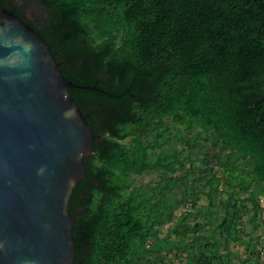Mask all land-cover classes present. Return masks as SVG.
Instances as JSON below:
<instances>
[{
  "label": "trees",
  "instance_id": "trees-1",
  "mask_svg": "<svg viewBox=\"0 0 264 264\" xmlns=\"http://www.w3.org/2000/svg\"><path fill=\"white\" fill-rule=\"evenodd\" d=\"M37 1L41 24L2 3L50 44L96 136L68 205L73 264H264V246L239 234L249 210L230 190H249L263 208L264 0ZM206 145L198 167L193 152ZM151 171L154 184L134 182ZM201 191L219 205L222 237L199 236L189 210L160 236ZM231 240L247 243L249 257Z\"/></svg>",
  "mask_w": 264,
  "mask_h": 264
},
{
  "label": "water",
  "instance_id": "water-1",
  "mask_svg": "<svg viewBox=\"0 0 264 264\" xmlns=\"http://www.w3.org/2000/svg\"><path fill=\"white\" fill-rule=\"evenodd\" d=\"M42 33L0 0V264H73L68 205L96 138Z\"/></svg>",
  "mask_w": 264,
  "mask_h": 264
},
{
  "label": "rangeland",
  "instance_id": "rangeland-1",
  "mask_svg": "<svg viewBox=\"0 0 264 264\" xmlns=\"http://www.w3.org/2000/svg\"><path fill=\"white\" fill-rule=\"evenodd\" d=\"M13 1L20 8H23L25 10L27 17L30 20L35 21L37 24H41L40 21L46 16L43 6L37 0H13ZM171 144L176 145L178 148L182 147V145L179 144L175 139L172 140ZM207 146L208 145H206L203 149L200 150L196 149L193 152V157L195 158V165L198 167L201 165V160L199 158H201L204 155L205 151L207 150ZM188 152L189 149L183 147L181 156H184ZM189 166H190V161L189 159H186L185 166L182 169H180L178 173L181 174L183 173V171H187L189 169ZM133 178L136 184H146V183L154 184L156 181L160 179V172L151 171L143 175H134ZM221 186L222 188H224L223 183L221 184ZM231 189L236 190L237 195L241 197L240 202H243L246 205L247 209L249 210L246 214L243 215V219H242L243 223L239 228L240 229L239 234H241L244 238H249L254 242H259L258 247L262 248L264 246V195L260 196V202L263 208H261L259 211L256 212L253 207V202L248 199L249 190H242L239 185H235L234 187L230 188V190ZM180 193L181 191L179 190V188H177L175 194L177 196H180ZM228 195L229 194L227 192L223 196L227 197ZM220 197L221 195L217 196V200H216L217 202H219ZM218 206H211L207 194L204 191H201L200 196L197 199V205L193 206L192 202L190 201L187 204L178 207L174 212V220L158 227L159 235L164 236L170 230V227L174 225L175 220L179 218L182 215V213L189 210L191 213L188 216V220L192 223L198 221L202 224V228L198 232L199 236L202 237L205 234H209L215 229L216 232L215 236L221 238L222 234L220 233V230L217 229V226L222 214L219 212ZM173 236L175 235L173 234ZM225 245L226 242H224L223 248L225 247ZM230 247L231 249L235 250L236 253L240 254L242 259H245L250 255L251 247H248L247 243H243L239 240L238 241L231 240ZM181 254H185V253L181 251ZM170 256H171L170 258L174 259L173 258L174 255H170ZM232 259L234 261L236 260L239 261L238 258L235 256H232ZM172 264H176V263H172Z\"/></svg>",
  "mask_w": 264,
  "mask_h": 264
}]
</instances>
